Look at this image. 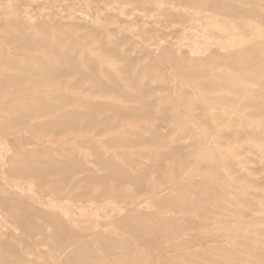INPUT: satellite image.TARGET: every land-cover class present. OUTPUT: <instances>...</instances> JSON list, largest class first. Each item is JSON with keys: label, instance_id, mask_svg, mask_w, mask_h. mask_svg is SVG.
Returning a JSON list of instances; mask_svg holds the SVG:
<instances>
[{"label": "rangeland", "instance_id": "1", "mask_svg": "<svg viewBox=\"0 0 264 264\" xmlns=\"http://www.w3.org/2000/svg\"><path fill=\"white\" fill-rule=\"evenodd\" d=\"M0 264H264V0H0Z\"/></svg>", "mask_w": 264, "mask_h": 264}]
</instances>
